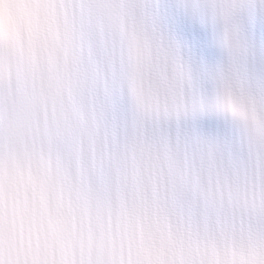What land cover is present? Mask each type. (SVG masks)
Segmentation results:
<instances>
[{"label": "snow or ice", "instance_id": "obj_1", "mask_svg": "<svg viewBox=\"0 0 264 264\" xmlns=\"http://www.w3.org/2000/svg\"><path fill=\"white\" fill-rule=\"evenodd\" d=\"M233 48L221 66L177 38L157 0H55L27 40L0 45V82L38 79L88 133L77 195L166 220L191 244H264V0H178Z\"/></svg>", "mask_w": 264, "mask_h": 264}, {"label": "clouds", "instance_id": "obj_2", "mask_svg": "<svg viewBox=\"0 0 264 264\" xmlns=\"http://www.w3.org/2000/svg\"><path fill=\"white\" fill-rule=\"evenodd\" d=\"M55 0H0V45L27 40ZM214 44L225 65L233 48ZM88 133L38 79L25 93L0 82V264H264V244L231 250L184 241L155 215L77 195L69 161Z\"/></svg>", "mask_w": 264, "mask_h": 264}]
</instances>
